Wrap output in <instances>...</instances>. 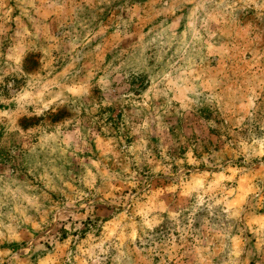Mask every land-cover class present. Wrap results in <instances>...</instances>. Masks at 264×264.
Wrapping results in <instances>:
<instances>
[{"label":"rangeland","instance_id":"rangeland-1","mask_svg":"<svg viewBox=\"0 0 264 264\" xmlns=\"http://www.w3.org/2000/svg\"><path fill=\"white\" fill-rule=\"evenodd\" d=\"M0 264H264V0H0Z\"/></svg>","mask_w":264,"mask_h":264}]
</instances>
